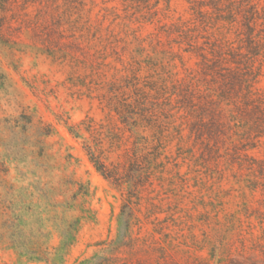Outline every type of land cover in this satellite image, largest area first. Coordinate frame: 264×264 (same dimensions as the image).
Here are the masks:
<instances>
[{"label": "rangeland", "instance_id": "374dc122", "mask_svg": "<svg viewBox=\"0 0 264 264\" xmlns=\"http://www.w3.org/2000/svg\"><path fill=\"white\" fill-rule=\"evenodd\" d=\"M194 1L11 0L0 7V201L12 187L17 225L31 239L40 230L48 251L39 259L0 238L1 263L264 257V185L253 163L264 160V138L238 150L247 128L228 111L220 138L192 132L196 116L184 95L195 90L199 103L216 87L176 28L194 27ZM219 26L206 27L212 40L220 32L237 39L235 29ZM193 33L207 32L200 25ZM256 67L253 90L264 96V61ZM89 151L121 180L105 177ZM2 212L0 203V233ZM69 224L76 229L65 243ZM124 236L110 252L108 243Z\"/></svg>", "mask_w": 264, "mask_h": 264}, {"label": "trees", "instance_id": "16d2710c", "mask_svg": "<svg viewBox=\"0 0 264 264\" xmlns=\"http://www.w3.org/2000/svg\"><path fill=\"white\" fill-rule=\"evenodd\" d=\"M10 1L0 0V7L5 8ZM192 9L196 14L194 27L178 25L176 28L183 41L189 46L186 50L195 52L201 58L199 65L204 80L216 85L215 88L208 87L206 89L208 92L197 96L199 103L195 102V90L189 88L184 95L188 99L186 101L188 106L196 116L192 132H195L199 139L220 138L223 133L221 128L225 126L224 118L230 112L233 117L240 119L242 122L240 126L247 128L244 133L239 134L241 146L238 150L253 148L264 138V96L256 95L253 90L259 75L256 61L257 59L264 61V5L255 0H195ZM5 23L4 18H0V37ZM218 23H221V26L217 27V30L225 27L228 30L235 29L237 39L231 40L220 32L222 36L212 40L211 36L214 33L209 34L206 27L214 28ZM200 25L207 33L194 34L193 32ZM199 38H204V41L199 43ZM3 42H8V40ZM224 104L230 108L226 109ZM21 117L28 119L26 124H33L32 118L29 119L26 115ZM6 122L11 123L8 120ZM9 126L18 127L12 123ZM236 153L241 160L249 157L247 153L239 151ZM89 154L97 169L105 177L114 182L121 180L119 172L110 168L99 155H96L94 151H89ZM253 163H258V176L262 178V185H264V160L254 159ZM12 189L9 187L0 201L3 207L2 227L4 228V231L0 233V238L8 239L13 245L21 247L39 259H45L48 251L41 238L42 232L39 230L41 236H36L35 239L25 236L16 223V216L12 215L14 211L12 209ZM129 220L126 221L127 227L130 226ZM75 229L73 224L64 228L65 243L74 237ZM123 238V241L109 242L108 250L113 253L117 247L125 244L126 236ZM87 262V264H105L106 259L93 257ZM0 264L4 263L0 262ZM221 264H264V257L261 259L231 257Z\"/></svg>", "mask_w": 264, "mask_h": 264}]
</instances>
